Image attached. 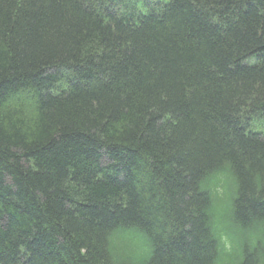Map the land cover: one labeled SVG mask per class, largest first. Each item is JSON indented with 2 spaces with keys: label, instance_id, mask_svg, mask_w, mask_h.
<instances>
[{
  "label": "trees",
  "instance_id": "trees-1",
  "mask_svg": "<svg viewBox=\"0 0 264 264\" xmlns=\"http://www.w3.org/2000/svg\"><path fill=\"white\" fill-rule=\"evenodd\" d=\"M0 264H264V0H0Z\"/></svg>",
  "mask_w": 264,
  "mask_h": 264
}]
</instances>
